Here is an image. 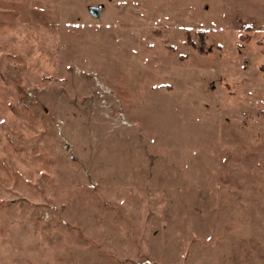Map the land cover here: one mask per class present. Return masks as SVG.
Listing matches in <instances>:
<instances>
[{
  "label": "rangeland",
  "instance_id": "1",
  "mask_svg": "<svg viewBox=\"0 0 264 264\" xmlns=\"http://www.w3.org/2000/svg\"><path fill=\"white\" fill-rule=\"evenodd\" d=\"M0 264H264V0H0Z\"/></svg>",
  "mask_w": 264,
  "mask_h": 264
},
{
  "label": "water",
  "instance_id": "2",
  "mask_svg": "<svg viewBox=\"0 0 264 264\" xmlns=\"http://www.w3.org/2000/svg\"><path fill=\"white\" fill-rule=\"evenodd\" d=\"M91 12H92L94 15H99V13H100V8H97V7H91Z\"/></svg>",
  "mask_w": 264,
  "mask_h": 264
}]
</instances>
